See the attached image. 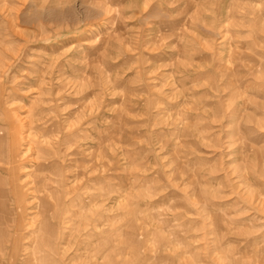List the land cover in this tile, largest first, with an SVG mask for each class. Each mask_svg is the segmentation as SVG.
Listing matches in <instances>:
<instances>
[{"label":"rangeland","instance_id":"374dc122","mask_svg":"<svg viewBox=\"0 0 264 264\" xmlns=\"http://www.w3.org/2000/svg\"><path fill=\"white\" fill-rule=\"evenodd\" d=\"M0 139V264H264V0H0Z\"/></svg>","mask_w":264,"mask_h":264},{"label":"bare ground","instance_id":"6f19581e","mask_svg":"<svg viewBox=\"0 0 264 264\" xmlns=\"http://www.w3.org/2000/svg\"><path fill=\"white\" fill-rule=\"evenodd\" d=\"M231 85V84H230ZM222 110V109H221ZM3 138H5V137H3ZM21 138V137H20ZM1 140V139H0ZM15 147V146H14ZM11 157V156H10ZM9 157V158H10ZM23 158H24V156H22ZM18 158V157H17ZM17 160V159H16ZM11 162H12V160H10ZM10 162V163H11ZM9 163V162H8ZM57 165V164H56ZM43 167H44V165H43ZM19 167H17V169H18ZM16 169V166H15V168H14V171H13V169H11L10 171H13V172H15V171H18V170H15ZM39 170V169H38ZM17 173V172H16ZM42 173V172H41ZM14 174V173H13ZM17 175V174H16ZM15 177H17V176H15ZM18 178V177H17ZM10 179V178H9ZM11 180V179H10ZM9 180V181H10ZM14 180H16L15 178H14ZM12 181V180H11ZM15 182V181H14ZM6 183V182H5ZM19 183V182H18ZM18 183H16V185H14V186H12V188L13 187H15V189H14V192H15V194H14V196L17 198V203H18V205L20 204V206H22L21 208H24V205H23V203L25 202V198H26V193L22 190V188H23V185L24 184H18ZM12 184H13V182H12ZM11 184V185H12ZM1 186V185H0ZM6 189V188H5ZM7 191V190H6ZM0 192H1V194H3V190L2 189H0ZM13 192V193H14ZM5 194V193H4ZM5 196V195H4ZM13 196V195H12ZM13 196V197H14ZM3 197V196H2ZM6 200V199H5ZM16 201V200H15ZM4 203V204H3ZM1 202L0 203V208L1 207H3V208H5L4 207V205H5V203H7V202ZM18 207V206H17ZM2 210V209H1ZM59 211V210H58ZM4 214H5V212H4ZM8 214V213H7ZM3 216V215H2ZM8 216V215H7ZM20 219L18 220V228L20 229V226H21V221H22V215H20ZM7 218V217H6ZM0 219H2V218H0ZM8 219V218H7ZM1 223V222H0ZM15 223V222H14ZM17 228V229H18ZM18 231V230H17ZM4 232V231H3ZM17 234V233H16ZM15 234V235H16ZM17 236V235H16ZM14 238H15V236H14ZM17 239H18V237H17ZM17 239L15 238V243L16 244H18V241H17ZM13 240V239H12ZM14 243V242H13ZM14 249H16L15 247H14ZM13 251H15V250H13Z\"/></svg>","mask_w":264,"mask_h":264}]
</instances>
